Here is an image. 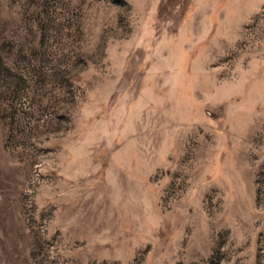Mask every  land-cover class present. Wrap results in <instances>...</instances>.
<instances>
[{
    "label": "rangeland",
    "instance_id": "1",
    "mask_svg": "<svg viewBox=\"0 0 264 264\" xmlns=\"http://www.w3.org/2000/svg\"><path fill=\"white\" fill-rule=\"evenodd\" d=\"M0 264H264V0H0Z\"/></svg>",
    "mask_w": 264,
    "mask_h": 264
}]
</instances>
